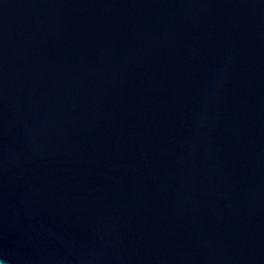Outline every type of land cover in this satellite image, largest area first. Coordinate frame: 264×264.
<instances>
[{
    "label": "water",
    "instance_id": "water-1",
    "mask_svg": "<svg viewBox=\"0 0 264 264\" xmlns=\"http://www.w3.org/2000/svg\"><path fill=\"white\" fill-rule=\"evenodd\" d=\"M0 264H264V0H0Z\"/></svg>",
    "mask_w": 264,
    "mask_h": 264
}]
</instances>
